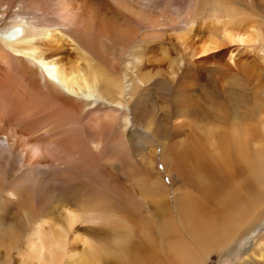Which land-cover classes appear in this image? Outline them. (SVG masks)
<instances>
[{
  "label": "bare ground",
  "instance_id": "bare-ground-1",
  "mask_svg": "<svg viewBox=\"0 0 264 264\" xmlns=\"http://www.w3.org/2000/svg\"><path fill=\"white\" fill-rule=\"evenodd\" d=\"M148 2L109 0V13L90 0H59L57 16L65 31L47 28L35 32V26L20 15L0 28V59H26L36 64L46 84L61 94L84 98L83 113L101 101L113 111L132 113L144 128L153 131L173 187L170 204L167 186L154 169V151L145 150L144 142L136 138L139 134L131 130L128 137L123 133L122 139L109 141L108 147L114 155L124 154L127 141L140 145L142 186L160 221L157 231L154 227L159 224L149 216L116 211V206L103 203L63 207L57 215L49 207L34 210L32 200L6 188L9 201L0 195V207L16 196L19 213L10 226L0 229V242L17 250L18 264H103L108 259L111 264H207L211 252L231 249L233 240L240 241L264 217V138L259 135L264 130V103L256 110L247 103L249 95L264 98V64L236 61L231 50L228 62L217 58L234 44L264 42L263 32L251 16L242 18L230 3L226 8L210 6L205 16L197 1L183 13L172 14L155 12L154 3ZM41 39L50 46V55L39 51L36 43ZM64 43L72 45L89 66L64 55ZM109 43L113 51L105 50ZM158 51L161 56L153 60ZM88 53L96 61L87 58ZM145 54L149 57L144 60ZM164 59L168 63L163 72ZM152 60L161 62L148 63L156 66L158 75L139 72ZM157 82L160 90L172 95L175 126L187 125L188 130L170 136L168 115L161 120L147 115L148 106L138 95ZM188 95H203L209 109L201 108L197 99L187 100ZM72 100L49 103L74 111ZM7 110L0 105V157L11 155L21 144L20 155L33 158L34 169L46 157L43 146L30 138L21 140ZM198 116L207 122L197 126L193 117ZM105 117L118 120L114 114ZM122 120L126 123V116ZM64 121L63 125L68 123ZM101 143L92 141L96 149ZM253 172L259 174L254 177ZM253 184L261 185L262 190L253 194ZM1 188L0 183V193ZM74 192L63 195L70 198ZM79 222H101L103 227L84 229ZM98 230L107 231L109 238L100 239ZM136 231L143 242L133 241ZM0 264L12 263L5 259Z\"/></svg>",
  "mask_w": 264,
  "mask_h": 264
},
{
  "label": "rangeland",
  "instance_id": "rangeland-1",
  "mask_svg": "<svg viewBox=\"0 0 264 264\" xmlns=\"http://www.w3.org/2000/svg\"><path fill=\"white\" fill-rule=\"evenodd\" d=\"M143 1H149L151 4L154 3L152 5L157 8L155 12L160 10L166 11L168 14L176 13V11L183 13L190 4L197 1L200 9L204 10L202 14L205 16H208L207 13L211 10L210 6L221 7V5H224L226 8L228 7L226 5L230 3L229 5H233L232 7L241 14L239 16L242 18L248 17L249 19V16H251L250 19L256 21L264 34V0ZM90 2L94 6H99L101 10L103 9L110 13L109 0H90ZM249 2H252L254 8H252L253 6ZM59 4V0H0V28L10 24L17 15H20V18L22 16L27 23L35 26V32L47 28L65 31L67 28L61 26L62 24L57 16ZM207 20H210V18ZM79 42L81 43L82 40ZM36 44L39 45V51L50 55L51 48L42 39ZM167 46L170 47L168 44ZM104 48L107 51H113V46L110 43ZM64 49V55L70 57V60L74 62V60L80 59L82 66H89L85 60L81 59L80 54L73 49L72 45L64 43ZM229 50L233 52V57L236 61H246L250 65L254 63L264 64V42L259 41L251 45L234 44L223 51L225 55L221 53V56L219 55L217 58L223 62L227 61ZM173 55L174 53L172 52L171 56ZM158 56H161L160 51L153 54V60L159 58ZM148 57L149 55L145 54L144 60ZM87 58L96 61L90 53H88ZM153 60L152 62H147L145 67L141 68L139 72L158 75L156 73V66L148 63L161 62H154ZM167 63L166 59L161 63L163 72L166 71ZM37 68L36 64L33 65L27 62L26 59H0V105L8 109V116L16 126L14 128L18 137L21 140L22 138H30L32 142L43 146L46 155L40 161L42 164L36 165L34 169L31 166L33 158L25 156L24 153L22 156L20 155L21 144L16 147L17 150L11 155H2L0 157V170L3 172L0 175V183L2 185L1 197L9 201L4 189L13 188L20 192L23 199L28 197L33 201L32 208L34 210L39 211L49 207V209H54V214L56 215L59 214V211L63 207L76 208L86 204L100 206L103 203L111 207L116 206V211L126 209L135 215L149 216V219L154 224H159L160 221L157 220V214L152 208L154 205L151 198L142 186L144 169L139 161L141 158L139 156L140 145L127 141L124 154L114 155L108 147L109 141L122 139L123 133L128 137L131 130L136 131L139 134L136 138L144 142L143 148L147 151H154L151 157L154 169L167 186L169 194L167 199L171 204L173 187L162 163L161 143L153 136V131L144 128L134 118L132 113L128 112L126 114L123 109L113 111V107L101 101L90 105L91 109L89 111L85 113L81 112L85 103H87L83 101L84 98L71 97L65 93H59L57 89L45 83ZM128 71L135 73L134 69H129ZM136 72L138 73V71ZM121 78L124 80L123 77ZM159 82L143 90V94L141 91L138 95L142 102H145L148 106L146 109L148 110L147 115L156 117L158 120H161L163 117L166 118L168 115L169 117L167 116V118L170 120L166 128H168L167 131L170 136L174 132L182 133L183 130H188L189 126L187 125L182 127L175 126L177 121H175L176 115L173 114V98L170 97L172 95H168L167 92L160 90ZM202 96L191 97L188 95L185 98L187 100L197 99L200 102L201 108L209 109L208 103H204ZM62 97L63 99H61ZM51 98L57 100L59 103L67 98H73L74 100H72L71 104L75 105L74 111H66V109L61 107L56 108V105L49 103V100H51V103L53 102ZM247 103L256 110V107L262 106L264 98L257 95H249ZM46 112L50 114L46 115ZM108 114L116 115L118 120L110 121L105 117ZM124 116L127 118L126 123L122 120ZM193 119H195L197 126H201V124L203 125L207 122L205 120L202 121L199 116L193 117ZM61 120H66L64 122L68 123L63 125ZM140 135L150 140V143L145 142ZM259 135L264 138V130ZM1 136L3 137L2 134ZM128 139L131 140L130 138ZM92 141L102 143L96 149L92 145ZM123 141L120 140L119 142L122 143ZM262 142L264 143V140ZM19 143L21 142L19 141ZM257 174L259 173L253 172L254 177ZM240 176L242 175L240 174ZM247 176L249 177V175ZM244 177L246 178V174H243L242 178L244 179ZM240 181L241 177L236 180L237 183ZM15 184L17 186H13ZM73 190H75L74 195L70 198H65L63 194L70 193ZM252 190L253 194L259 193L262 190L261 185L253 184ZM162 193L164 192L162 191ZM18 205L17 197L14 196L11 202L5 203L2 205L3 207H0V229L3 230L12 224L13 221L11 220H13V216L19 213ZM172 207L171 205V209ZM79 224L84 229L91 227L100 229L103 227V223L101 222H79ZM157 226L154 227L155 231L159 230L160 224ZM99 233L97 232L96 235L99 234L100 239L107 240L109 238L107 231L103 232L101 230ZM154 233L155 238L159 237L158 232ZM263 235L264 217L259 221V224L250 230V233L248 232L247 235H243L240 241L235 242L236 240H233L230 244L232 245L231 249L220 253L211 252L205 262L207 264H264ZM132 237L134 242H143L140 232L136 231ZM5 246V241L3 243L0 242V261L7 259L12 264H18L20 256H18L17 250L7 249ZM193 254L196 257L198 255L196 251ZM103 264H111V262L108 259Z\"/></svg>",
  "mask_w": 264,
  "mask_h": 264
}]
</instances>
